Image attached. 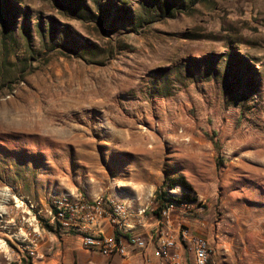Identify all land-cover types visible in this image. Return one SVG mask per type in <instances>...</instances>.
<instances>
[{"label": "rangeland", "instance_id": "obj_1", "mask_svg": "<svg viewBox=\"0 0 264 264\" xmlns=\"http://www.w3.org/2000/svg\"><path fill=\"white\" fill-rule=\"evenodd\" d=\"M182 1L0 0V264L33 263L55 196L147 208L152 234L184 178L211 233L264 218V0Z\"/></svg>", "mask_w": 264, "mask_h": 264}, {"label": "built area", "instance_id": "obj_2", "mask_svg": "<svg viewBox=\"0 0 264 264\" xmlns=\"http://www.w3.org/2000/svg\"><path fill=\"white\" fill-rule=\"evenodd\" d=\"M178 208L189 212L191 204L183 203L178 207L173 202H167L157 210L161 218L158 228L149 238H145L135 233L136 226L132 219H145L147 208L135 210L125 202L108 197L89 199L84 196H55L49 201L45 224L54 234L78 236L85 249L97 251L104 257L127 258L132 248L145 250L152 242L155 243V255L166 264H191L188 258L191 254L194 255L195 264H215L212 260L215 248L208 238L191 237L183 222H179L177 236L170 233L167 226ZM106 221L114 228L112 236L102 230ZM34 231L39 237L40 234ZM31 244L25 251L31 258H35L38 256L37 243L31 240Z\"/></svg>", "mask_w": 264, "mask_h": 264}, {"label": "crops", "instance_id": "obj_3", "mask_svg": "<svg viewBox=\"0 0 264 264\" xmlns=\"http://www.w3.org/2000/svg\"><path fill=\"white\" fill-rule=\"evenodd\" d=\"M185 214L186 212L181 208L175 211L167 226L170 233L177 236L179 222L184 221L187 227L190 223L192 228L188 230L191 237L203 236L213 243L215 253L212 260L215 264H264V218L260 222L258 220L253 222V225L245 229H234L225 235L220 231L211 233V230L208 231L192 223ZM132 220L136 226L135 233L149 238L150 230L146 228L147 224H144V219L134 217ZM102 230L108 236L114 235V228L107 221L103 223ZM36 231L40 236L36 234L31 239L37 243L38 254L33 264H166L155 255V243L152 242L141 254L132 257L130 254L127 258L115 256L107 260L109 257H104L97 251L85 249L81 239L76 235L60 236L41 227ZM188 258L191 264H195L194 255H188Z\"/></svg>", "mask_w": 264, "mask_h": 264}, {"label": "trees", "instance_id": "obj_4", "mask_svg": "<svg viewBox=\"0 0 264 264\" xmlns=\"http://www.w3.org/2000/svg\"><path fill=\"white\" fill-rule=\"evenodd\" d=\"M148 1L150 4V8H148V10L146 12V21H148V22H156V21H159L165 17L173 16L174 13L180 9V7L182 6V2H183L182 0H180V1H178V3L175 4V3H173L174 0H148ZM199 1L200 0H189V2L191 4H195ZM71 3L72 2L69 1V4H71ZM69 4L68 3L66 4L67 8L70 7ZM100 10L104 13L103 8H100ZM75 13H78V10ZM79 14H80V12H79ZM95 17L97 18V16L93 15V17L91 19L94 20ZM3 30H5L3 32V42L6 43V35L5 34L9 30H11L10 20L8 17H6V15L4 16V19H3ZM177 186L182 187L185 192L181 196L171 195L169 191L175 189V187H177ZM166 187L167 188L162 189L157 196L158 203L160 204L159 209L163 208L167 202H173L177 205H181L183 203L192 204V203H196V201H197L195 198L191 197V193L194 192V188L184 178L172 180L171 183L168 184ZM156 213L159 214V212H156ZM45 227H47V226H45ZM29 264H33V263L30 262Z\"/></svg>", "mask_w": 264, "mask_h": 264}]
</instances>
